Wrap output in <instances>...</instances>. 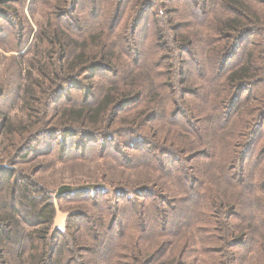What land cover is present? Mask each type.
Returning a JSON list of instances; mask_svg holds the SVG:
<instances>
[{"label": "trees", "instance_id": "obj_1", "mask_svg": "<svg viewBox=\"0 0 264 264\" xmlns=\"http://www.w3.org/2000/svg\"><path fill=\"white\" fill-rule=\"evenodd\" d=\"M8 1L12 0H2V3ZM201 2L207 5L209 0ZM61 3L62 0L54 5V9L57 10ZM122 4L123 0H112L107 26L112 14L113 21L117 18ZM215 4L213 14L202 19L206 24L198 26L206 28V48L193 50L188 55L193 62L197 56L208 63L203 72L198 70V81L203 83L199 80L203 76L212 84L209 89L215 93L213 100L219 101L217 118L224 126L232 122L233 136L240 142L234 144V141L227 140L226 147L231 145L227 156L215 157V145L203 138L201 122L207 120L208 115L201 114L198 102L194 101L201 99L200 93L198 96L194 91L200 85L193 90L189 88V84L196 85V80L187 75L188 58H185V53L199 38L191 30L172 28V18L168 17V25L164 30L160 27L157 35L172 45L171 56H178L175 69L177 67L178 76L184 75L178 79V84L184 86L180 91V106L185 107V96L194 97L188 105L192 111L184 110L182 113L194 111L199 126L189 130L185 121H176L171 125L176 131L173 132L172 148H155L164 153L165 160L158 161L152 158L154 155H148V169L156 174L162 173L170 181H176V185L165 182L142 185L149 179L135 178L131 181L132 187L119 186L112 191L100 186L74 189L69 184L50 190L36 176L40 175V164L34 163L46 154L48 148L52 150L57 140L56 147L62 157L59 158L64 159L62 162L94 158L95 149L89 146L92 142H112L114 146L122 142L121 146L127 149H140L145 143L141 140L115 141L116 131H119V126L114 127L117 115L142 98L139 107L144 108L142 111L147 112L149 118H135L123 128L126 134L134 133L133 129L143 127L141 123L151 121L157 113L159 115L158 111L152 112L157 109L154 106L145 109L149 104L147 91L155 89L157 92L156 87L160 90L174 85L168 84V80L156 83L151 74L145 77L146 84L140 83L137 78L144 72L135 73L132 64L124 60L123 52L126 51L127 55L128 47L117 46L113 40L117 35L104 28L94 33L84 29V33L70 32L57 20L56 12H51L49 16H53L56 22L49 23L48 31L42 32L41 50L50 47L56 50L57 55L54 57L52 52L39 54L41 58L35 60L38 77H33L32 71L27 72L24 83L18 86L19 108L24 117L5 116L0 112V147L1 143L9 147L5 149V159L0 160V264H245L253 260L256 264H264V189L260 188L264 169L258 172L257 179H247L244 169L245 161L253 152L257 131L263 127L257 117L264 111V88L257 92L258 98H254L252 104L246 102L248 106L239 112L234 111L256 74L262 76L256 81L264 84V64L255 67V62L259 63V54L255 45H251L238 54L241 56L235 66H226V61L236 55L248 35H254L259 28L264 38V0H216ZM143 15L141 8L127 34L123 32L122 41L134 35ZM77 22L81 23V19H76ZM132 40L130 38L128 42ZM117 68L125 69L131 76L124 75L118 81H112V85L97 95L94 85L96 71L106 70L113 74ZM74 73L85 75L83 86H74V77L71 76ZM168 73L173 77L174 68H167L163 74L167 76ZM123 79L127 80L124 82ZM66 88L79 89L83 95L79 98L75 97L77 95L67 96L63 103L61 92ZM165 96L164 111L168 113L169 110L173 117L180 115L183 107L179 108L168 92ZM171 103L173 106L169 107ZM122 118L127 119L125 116ZM156 125L158 129L159 124ZM239 125L241 127L236 133ZM197 136L203 147L193 151ZM76 149L79 152L71 155ZM189 159L195 160L197 174L203 175L204 170L210 168L219 170L229 188L219 193L199 177L191 179L183 166V162ZM114 160L121 175L141 165L139 161H133L131 165V159L129 166ZM15 165L22 166L16 168ZM50 191L54 194L51 195ZM103 195H115L116 201L107 206ZM194 196H200L199 200L193 202ZM54 199L79 203V210L68 211L62 229L53 226L57 212ZM113 223L116 224L115 231ZM176 230L178 236L174 234ZM147 236L154 239L146 240ZM248 242L252 243L250 250L256 248L253 259L243 257V250L233 251Z\"/></svg>", "mask_w": 264, "mask_h": 264}, {"label": "rangeland", "instance_id": "obj_2", "mask_svg": "<svg viewBox=\"0 0 264 264\" xmlns=\"http://www.w3.org/2000/svg\"><path fill=\"white\" fill-rule=\"evenodd\" d=\"M62 1L63 3H61L57 10H55L54 5H58L61 0H12L3 3L2 0H0V92H2V94H0L1 113H3L5 116L7 114L11 117L15 116L16 118L24 117V112L19 108L20 91H18V86L24 83V75L27 72L32 71L31 73L33 77H38L35 68V60H39L41 58V55L39 54L42 53V55H46L47 53L52 52L54 57L57 55L56 50L51 49L50 47L41 50V46L43 45V40L41 41L42 32L48 31L47 29L49 28V23L56 22L53 16H49L51 12H56L58 18L57 20H59L61 25L67 27L68 29L66 28V30L70 32H83L82 29H84L86 32L89 31L94 33L99 28H104L105 30H108L109 33L117 35L113 39L117 43V46L120 47L122 45L123 48L124 46L128 47V54H125V49V52H123L124 60L132 64L135 73L144 72V74H141L140 78H137L140 83L146 84L147 79L145 77H149L151 74V77L155 79L156 83H161L168 80V84H173L174 86L160 90L159 87H156L157 92L155 89L147 91L146 101H148L149 104H146L147 107H145V109H152V106H154L158 110L156 109L152 112L158 111L159 115L157 113V116H153L151 121L147 123H141L143 127L141 129H133L134 133L126 134L123 131V128L126 126V124L135 121V118H149L148 113L142 111L144 108L142 109L139 107L142 105V98H139L135 103L125 107L119 112V115H117L118 119L114 124L116 125L114 127L116 128L119 126V131H116L117 139L115 141L128 140L127 142H130L141 140L142 142H145L141 145L143 148L127 149L121 146L123 144L122 142H117L118 145L115 146L112 142L111 144L104 142H92L89 143V146L95 149V153L93 154L94 158L86 157L81 161L62 162L64 159L62 160L59 158L61 157V153H59V150H57L56 147L58 142L57 140L56 144L54 143L55 145L53 149L51 150L48 148L45 151L46 154L38 157V160L34 163L40 164V175L37 174L36 176L43 180L44 183L48 185L50 190L54 191L57 186L69 184L72 185V188L74 189L100 186L112 191L117 189L119 186L132 187L133 184L131 181L135 178H138V180L142 181L143 179H149V181H146L147 183H142V185H149L150 182H165L167 185L177 184L176 181H170V179L162 175V173L159 172L158 175L156 174L157 172L154 173L152 170H149L146 165V163H149L147 161L149 154L154 155L152 158H156L158 161L165 160L164 153L161 154L160 151H157L155 148H172L171 141L175 136L173 132L176 131L171 127V125L176 123V121H180L181 123L185 121L187 124H185V127L189 130H195L199 126V123H196L195 121L197 117L195 116L196 114L194 111L192 113H182L184 110H191L188 105L191 103L192 98L194 97L185 96V107H183L184 105L180 106V91H182L184 86L178 84V79L184 77V75L178 76L179 72L177 67L175 69V63L178 56L176 55L173 58L171 56V53L173 52V49H171L172 45L157 35L160 27H162L164 30L168 25V17L172 18V25H170L172 28H177L181 31L191 30V32L195 33L196 37L199 38L198 41L194 43L192 49L185 53V58H188L187 75H190L191 78L194 77L196 80V85L189 84V88L193 90L198 84L200 85L199 88L195 89L194 91H197L195 94L198 96L200 93L199 97H201V99L196 98L194 101L198 102L197 108L200 110L199 112L201 114L208 115V119L204 122H201V134L203 138L209 140L212 145H215V157L227 156L231 146L229 145L226 147L227 140L232 142L234 141V144L240 142L238 137L236 138L233 136L232 130L230 128L232 122L224 126L223 123L217 118V104H219V101L215 102L213 100L215 93H212V90L209 89V87L211 88L212 84H210L208 81L206 82V78L203 76L202 78H199V80H203V83L200 84L198 81V70L201 69L203 72L204 69L208 68V63L204 59H201V57L197 56H195V60L193 62L191 61V57L188 55L191 54L193 50L196 52L202 51L203 48H206V43L208 44V42L205 40L206 28H198V26L202 23L206 24L205 21H202V19H205L206 15L213 14L214 9L216 8V0H209L207 5L202 4L201 0H123L121 12L114 21L112 17L113 14L111 15L109 26H107V24L110 14L112 13V0ZM256 4H258V2ZM141 8H143L144 15L142 22L139 24L137 29H135L134 35L132 37L130 35V38H133V40L128 42L130 39L129 38L122 41V34H127L132 20L136 14L140 12ZM79 18L81 19V23H76V19ZM103 33L106 34V32ZM262 34L263 31L258 28L254 35H248V38L241 44L236 55L226 61V66L228 68L235 66L236 62H238L239 57L241 56L238 54H241L244 52V50H247L251 45H255V50L259 54V63L257 64L255 62V67L259 68L260 65H263L264 38L261 37ZM128 44L131 49H129ZM182 54L184 55V53ZM182 54L180 56H182ZM119 56L121 57V52L119 53ZM37 65L40 66V64ZM164 67L166 69L174 68L173 77H171V74L169 73L167 76L166 74H163L166 71V69L163 70ZM143 69L147 70L143 71ZM124 75L126 77L131 76V74L125 69L123 70L117 68V72L113 74L112 72L106 70L96 71L94 76L95 93L100 95L106 90L107 87L112 85L110 84L112 81H118ZM71 76L74 77V86H83L86 83L84 79H82L85 75H80L79 73L76 75V73H74ZM260 79H262V76L258 73L256 74V77L250 81V83H253H248V89L242 93L240 100L234 107V111H241L246 106H248V104H252L254 98H258L256 96L258 94L257 92L264 88V84H260L259 81H256ZM123 80L125 82L127 79ZM167 92L170 98L177 101L179 108L183 107L181 114L176 117H173L169 110L167 113L162 108L166 102L165 95ZM61 94V100L63 103H65L64 101L66 100L65 98L67 96L71 98L73 95H77L75 97L79 98L83 95L79 89L68 88L63 90ZM246 102H248V104H246ZM170 106H173L172 103L169 105V107ZM165 107L166 109H169L168 106ZM123 116L127 117V119H123ZM257 120H261L263 127L257 131L258 135L254 144L253 152L249 156L248 160H246L247 162L245 161L244 163L247 179H257L258 172L261 169H264V152H262L264 150V111H261V114L257 117ZM231 121H233V119H231ZM156 124H159L158 129L156 128ZM132 126L135 127V125ZM237 127L236 133L240 129L241 125ZM41 139L42 138H39L40 141ZM179 140H182V138ZM48 141H50V139H48ZM39 144L43 143L39 142ZM194 144L196 145V149L193 151H198L203 147V142L202 140H199V137L198 139L196 138L194 140ZM42 148H45L44 145ZM5 149H9V147H5V144L1 143L0 160L5 159V156H7ZM77 152L79 151L76 149L71 155ZM114 159H117L118 163L125 165H128L129 160L131 159V165H133V161H139L141 165L136 169L127 170L126 173L121 175L119 174L120 170L115 167L117 163ZM38 161L42 162L39 163ZM111 162H114V164ZM20 166L18 167L15 165L16 168H20ZM183 166L185 173H187L191 179L199 177L201 180L206 181L207 186H211L212 189L217 190L219 193L226 191L225 188H227L228 185L226 184L224 177L219 172V170L214 171L211 168L205 169L203 175L200 173H198V175L195 172V160L192 161V159H189L185 163L183 162ZM176 167L179 168L178 165ZM176 171L178 172V169H176ZM117 179H124L129 182L123 183ZM189 182L194 184L192 180H189ZM260 188L264 189V180L261 182ZM50 194L52 195L54 192L50 191ZM114 196L103 195V199H107V206H112L113 201H116ZM194 197L195 198L192 200L193 202L198 201L200 198V196ZM53 201L55 208L57 209L53 226L62 229L64 228L68 211L75 209L79 210V203H69L68 201L57 199H54ZM112 229L114 231L116 230L115 223H113ZM176 231L177 233L174 234L178 236V230ZM255 231L258 232V230ZM152 239L154 238L147 236L146 240ZM251 244L252 243L248 242L244 247L240 249L234 248L233 251L243 250V257L253 259L255 257L254 253L256 248L250 250V248H252V246L250 247ZM216 246L218 245H214L213 247ZM245 264H256V262L253 260L251 263L247 262Z\"/></svg>", "mask_w": 264, "mask_h": 264}]
</instances>
